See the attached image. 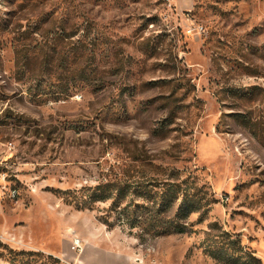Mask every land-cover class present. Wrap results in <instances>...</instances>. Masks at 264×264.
Masks as SVG:
<instances>
[{
	"label": "rangeland",
	"instance_id": "1",
	"mask_svg": "<svg viewBox=\"0 0 264 264\" xmlns=\"http://www.w3.org/2000/svg\"><path fill=\"white\" fill-rule=\"evenodd\" d=\"M173 168L201 187L183 232L75 205ZM0 241V264H264V0H0Z\"/></svg>",
	"mask_w": 264,
	"mask_h": 264
},
{
	"label": "trees",
	"instance_id": "2",
	"mask_svg": "<svg viewBox=\"0 0 264 264\" xmlns=\"http://www.w3.org/2000/svg\"><path fill=\"white\" fill-rule=\"evenodd\" d=\"M183 170L173 168L170 178L162 185H157L150 179L137 182L106 181L95 186H89L87 193L76 192L77 208H93L97 202H110L100 220L109 227L127 223L130 228H141L151 235H162L172 232H183L186 229L190 214L201 208L199 194L201 187L190 175H182ZM211 199H208V205ZM176 208L174 209V207ZM5 248L6 244L0 241ZM215 254L228 264H248L242 255H237L234 247L225 250L209 247ZM232 249L228 251V249ZM243 251V250H242ZM255 258L253 254L249 256ZM10 264H68L52 253L41 250L9 248L6 255ZM256 259V258H255Z\"/></svg>",
	"mask_w": 264,
	"mask_h": 264
},
{
	"label": "built area",
	"instance_id": "3",
	"mask_svg": "<svg viewBox=\"0 0 264 264\" xmlns=\"http://www.w3.org/2000/svg\"><path fill=\"white\" fill-rule=\"evenodd\" d=\"M73 248L74 249H77L79 251H82L83 244H82V240H81L80 237H74V240H73Z\"/></svg>",
	"mask_w": 264,
	"mask_h": 264
}]
</instances>
